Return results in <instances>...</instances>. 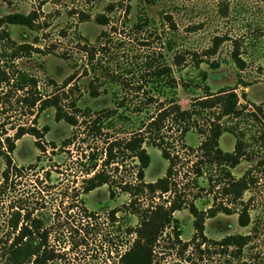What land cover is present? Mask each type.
Returning <instances> with one entry per match:
<instances>
[{"label": "rangeland", "instance_id": "1", "mask_svg": "<svg viewBox=\"0 0 264 264\" xmlns=\"http://www.w3.org/2000/svg\"><path fill=\"white\" fill-rule=\"evenodd\" d=\"M147 1L101 0L99 5L90 10L91 21L87 23L70 19L66 9L79 7L87 0H60L58 6L53 4L45 6L42 10L44 15L35 31L24 27H10L11 37L17 44L31 45L43 51L42 55H34L29 60L20 61L19 67L40 81L42 95L61 97L59 90L49 86L50 81H54L60 88L74 74L73 65H77L79 75H85L88 66V76L81 78L78 83L80 91L75 90L67 98L61 97L62 106L66 112L73 113L69 108L72 101L77 99L78 109L97 113L102 110H115L116 107L112 93L102 94L97 99L90 96V83L95 75L93 67L86 62L87 56L84 52L88 47H97V39L101 33L109 30L96 22L97 16L104 14L108 5L117 6L111 18L112 22L121 18L117 22L119 29L122 23L127 22V26L130 27L136 24L141 10L145 9L158 28L166 24L168 33V27L171 26L165 17H172L176 30L171 31V36L176 41L178 49H181V52L176 50V53L189 51L202 55L213 48L216 38L226 39L216 57L205 58L206 64L201 66V70L208 73V85L213 93L223 89H234L240 97L241 106L247 107L250 111L240 120L226 121L227 128L245 136L243 139L247 143L244 152L246 157L232 174L240 180L248 171H253L250 178L255 179L258 185L245 194L244 201L255 199L250 214L253 222L263 217L259 231L252 243L243 249L239 256L235 250H229L226 256L220 255L219 250L211 244H203L201 240L193 242L196 235L194 218L188 209L183 210L174 216L177 220L175 231L168 230L155 248V264H264V141L261 140L264 128V5L251 0H153L152 4ZM128 7L129 24L124 19ZM31 11V4L19 3L11 8L0 0V17L13 13L27 15ZM112 38V43L108 45L111 56L107 59L112 62L114 69L123 74H127L133 68L137 71L139 69L137 66L149 61L147 56L152 57L155 52L158 54L157 49L160 48L159 41L152 39L149 40L153 44L151 50H146L141 47L142 43H145L143 39L145 37L129 33L113 35ZM164 38H169V34ZM121 42L124 43L122 48L118 47ZM237 47L246 63L245 71H239L233 63L232 56ZM101 59L103 63L106 61L103 54H99L96 62L92 64L95 69H98L97 62ZM187 59L190 62L191 58ZM208 62H217L220 68L212 70ZM192 67L186 64L182 70L175 69L176 78L180 79L185 75L197 76L196 73L193 74ZM137 81L132 83L136 84ZM104 82L105 80H102L101 83ZM101 83H96L94 87L102 93L106 86L101 87ZM6 93L7 90H0V135L7 133L8 137H14L19 127L28 128L33 120L29 109L19 104L22 94L9 91L6 99L2 97ZM244 93L246 99L242 97ZM125 94L138 108L144 105V97L134 96V93L129 95V92ZM179 99L183 109L190 108L193 97L186 94L183 89L179 90ZM145 109L154 111V108L149 106H145L143 111H146ZM253 115L257 120L251 118ZM55 116V110L51 109L41 114L38 119L40 130L50 128V132L42 141L44 152L37 149L33 137L26 136L16 143V151L11 156L12 169H8L4 158L0 157V232L3 235L10 232L8 225L10 215L16 210H24L44 221L46 229L51 231L50 245L55 249H65L69 247V243L84 241L80 243L83 246L79 248L77 255L68 256L73 260L58 264L118 263L116 246L119 247L120 253H123L128 250L131 239L119 237L118 242L117 240L115 242L114 233L118 227L116 225L124 229L129 226L135 228L139 224V219L129 215L124 209L130 198L117 191L116 197L112 199L108 186L84 196L83 202L74 198L75 191L82 187L84 179L83 166L86 161L83 160L82 154H87L89 147L96 153L101 152L105 147L104 138L90 139L89 145H83L81 143L83 138H78V141H73L72 145L65 147L64 143L74 139V134L80 135V130L70 127L65 122L57 123ZM144 116L138 117L143 119ZM174 132L167 134L169 143L176 141L177 134ZM3 139L5 140V137ZM203 141L204 139L197 133H190L186 137L184 144L189 151L177 150L182 160L176 169L179 174L176 180L187 207L195 204L199 210L206 211L213 203L227 205L229 202L219 196L217 189L213 192L209 186L208 179H212L213 184L221 180L219 174L214 176L209 173L210 168L204 167L203 177L197 178L192 170L199 156L193 154L190 149L197 150ZM235 145L236 138L230 134L224 135L220 142V147L225 153H233ZM146 149L151 157V165L146 171L145 182L156 183L166 176L169 163L163 159L157 148L147 145ZM130 167L129 162L120 168L119 179L129 181L133 179L135 174ZM5 173L8 174V179L4 177ZM168 198L169 196L165 199ZM214 199L218 200L214 202ZM150 204V200L144 203L146 207ZM70 206L74 207L71 211ZM237 207L235 205L232 208ZM84 209L96 215V219H87ZM113 211H120L117 216L119 223L116 225L109 218ZM253 229V225L246 229L241 228L237 215L219 214L215 219L205 222L204 235L208 241L219 242L228 236H250ZM72 230L77 233H73ZM176 230L181 233L178 240ZM121 241H124V244H121ZM64 252H68V249Z\"/></svg>", "mask_w": 264, "mask_h": 264}, {"label": "trees", "instance_id": "2", "mask_svg": "<svg viewBox=\"0 0 264 264\" xmlns=\"http://www.w3.org/2000/svg\"><path fill=\"white\" fill-rule=\"evenodd\" d=\"M2 1L11 8L19 3L32 6L30 14L13 13L0 17V90H7V93L2 97H5L9 91L22 94L19 104L29 109L33 120L30 127H19L14 137H8L7 133L0 135V157L4 158L6 167L13 168L11 156L16 151V143L26 136L33 137L36 140L37 149L45 151L42 141L50 132V128L45 127L40 130L38 119L45 111L54 109L57 123L65 122L70 127L80 130V135L74 134V139H69L64 143L65 147L72 145L73 141H78V138H83L81 139L83 145H89L90 139L104 138L105 147L101 152L96 153L93 148L89 147L88 153L82 154L83 160L86 161L83 166L84 179L82 187L75 191L74 198L81 199L83 202L84 196L108 186L112 199L116 197L117 191L130 198L129 204L124 209L129 215L139 219L137 227L129 226L124 229V227L116 225L119 223L117 216L120 211H113L109 214L111 221L118 226L114 233L115 242L119 237L131 239L128 250L123 253H120L119 247L116 246L118 263L115 264H155V248L168 230L175 231L177 223L175 214L187 209L194 218L196 232L194 243L201 240L203 244L208 243L216 247L220 255L226 256L229 250H235L236 255L239 256L242 250L256 237L263 217H259L257 222H253L250 210L255 199L244 201L245 194L258 185L255 179L250 178L253 171H248L240 180H237L232 174V171L240 166L246 157L244 152L247 143L243 139L245 138L244 134L239 135L233 131L234 129L227 128L226 120H240L246 112L250 111L247 107L241 106L240 97L234 89H223L218 93H213L208 85V73L201 70V66L206 64L205 58L216 57L219 48L226 42V39L216 38L213 48L202 55L192 54L189 51L176 53V50L181 52V49H178L176 41L171 36V31L176 30L172 17H165L166 22L171 26L168 27V33L166 24H163L162 28H158L145 9L141 10L136 24L132 27L128 25L130 27L128 28L127 22L122 23L120 24L121 29H119L117 22L121 18L114 22L111 18L117 6L115 4L108 5L105 13L97 16L96 22L109 30L101 33L97 39V47H88L84 53L87 56L86 62L93 67L95 75L90 83V96L97 99L102 94L112 93L116 109L102 110L97 113L91 110L82 111L78 109L76 99L72 101L69 108L73 113H69L62 106L61 97L67 98L75 90L80 91L78 83L81 78L88 76V66L85 75H79L77 65H73L74 74L60 88L54 81H50L49 86L59 90L58 93L62 94L61 97L59 95L44 96L41 93L40 81L19 67L20 61L29 60L34 55H42L43 51L31 45L17 44L10 34V27L13 26L35 31L42 15H44L43 8L49 4L58 6L60 0ZM100 1L87 0L79 7L66 8L69 18L79 23L90 22L91 14L89 12L99 5ZM251 1L264 5V0ZM147 2L152 4L153 0ZM88 6L91 7L88 8ZM129 13L130 7L127 8L124 17L128 24ZM121 33L145 37L143 38L145 43H142L141 47L146 50H151L153 45L149 40L159 41L158 54L155 52L152 57L147 56L149 61L142 66H137V69L139 68L137 71L133 68L127 74L120 73L113 68L112 62H109L107 58L111 56L108 45L113 41L112 36ZM167 34H169V38H164ZM162 38H164L163 41ZM123 44V42L119 43L118 47L122 48ZM99 54H103L106 61L103 63L101 59L97 62L98 69H95L92 64L96 62ZM187 58H191L190 62ZM232 60L239 71L246 70V63L241 58L238 47ZM186 64L193 66L192 72L197 76L187 77L185 75L180 79L176 78L175 69L182 70ZM207 64L212 70L220 68V64L217 62H208ZM102 80L105 82L101 83ZM135 80L138 81L133 84L132 81ZM96 83H101V87L106 86V89L101 93L94 87ZM180 89L193 97L189 109L185 110L180 105ZM126 92H129V95L134 93V96L144 97V105L138 108L134 101L127 99ZM2 94L4 93L2 92ZM242 97L247 98L245 93ZM145 106L154 108V111L152 112L150 109L143 111ZM144 112L146 113L144 114ZM143 115H145L143 119L138 117ZM251 118L257 120L255 115ZM119 126H121L120 129ZM173 131L177 134V138L175 143H169L167 134ZM110 132L113 134L111 135ZM190 133H197L204 139L197 150L190 149L193 154L199 156L192 167L195 176L202 178L204 167L210 168L209 173L214 176L219 174L221 180L215 181L213 184L214 181L208 179L209 186L213 192L217 189L223 200L227 199L229 202L227 205L213 203L210 209L201 211L195 204L187 207L183 201L179 183L176 180V177L179 176L176 169L182 160L177 150L189 151L184 142ZM226 134L236 138L233 153H225L220 147L221 139ZM261 136V140L264 141V128ZM147 145L157 148L162 153L163 159L169 163L166 176L151 184L145 182L146 171L151 165V157L146 149ZM129 162L130 168L135 174L133 179L131 181L124 178L119 179L120 168ZM4 177L8 179V174L5 173ZM167 196L169 198L165 199ZM148 200L151 201V204L146 207L144 203ZM235 205L238 207L232 208ZM73 208H69V210L71 211ZM83 212L87 219H96V215L88 213L87 210L84 209ZM219 214L237 215L239 226L246 229L253 225V233L250 236H228L219 242L208 241L204 235L205 222L215 219ZM8 225L10 232L6 235L0 232V264L68 263L73 260L68 256L77 255L79 248L83 246L80 243H84V241H74L69 243L68 248L55 249L50 245L51 231L46 229L44 221L33 217L32 214L26 213L24 210L14 211L10 215ZM72 231L77 233L75 230ZM175 235L177 240L180 239L179 231L175 232ZM123 242L121 241V244H124ZM200 247L201 245L198 246V248ZM66 249L68 252H64Z\"/></svg>", "mask_w": 264, "mask_h": 264}]
</instances>
